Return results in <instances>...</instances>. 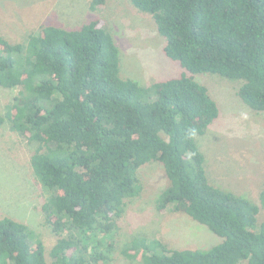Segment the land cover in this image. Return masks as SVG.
<instances>
[{
	"label": "trees",
	"instance_id": "1",
	"mask_svg": "<svg viewBox=\"0 0 264 264\" xmlns=\"http://www.w3.org/2000/svg\"><path fill=\"white\" fill-rule=\"evenodd\" d=\"M151 15L164 54L185 74L142 86L120 76V52L102 19L77 29L43 25L24 42L0 34V88L19 89L0 126L28 144L58 237L52 264H113L119 219L141 191L139 169L163 164L169 185L159 211L187 214L222 241L170 249L137 235L121 254L140 264H264L260 205L210 183L196 142L219 107L195 75L241 80L237 95L264 114V0H130ZM105 0H92L96 10ZM166 136L167 138H165ZM0 264H48L26 224L0 219Z\"/></svg>",
	"mask_w": 264,
	"mask_h": 264
},
{
	"label": "rangeland",
	"instance_id": "2",
	"mask_svg": "<svg viewBox=\"0 0 264 264\" xmlns=\"http://www.w3.org/2000/svg\"><path fill=\"white\" fill-rule=\"evenodd\" d=\"M91 1L0 0V34L13 43H21L43 25L77 29L102 19L119 48L122 78L149 86L186 73L178 62L164 54L165 39L151 15L136 9L130 0H105L96 10H92ZM194 77L207 87L219 107L218 118L196 140L205 156L210 183L261 206L264 114L253 111L239 98L241 80L209 73ZM18 92L19 89L0 88V116H4ZM35 150L36 145L28 144L8 123L0 126V219L10 217L31 228L46 248L48 264H52L49 252L58 237L42 212L46 194L33 174L31 158ZM139 178L141 191L127 201L118 222L113 264H140L126 259L120 251L137 235L160 239L168 248L180 250H207L222 241L185 213L157 209V200L169 185L161 162L143 165ZM257 220L258 225L264 222L263 208Z\"/></svg>",
	"mask_w": 264,
	"mask_h": 264
}]
</instances>
